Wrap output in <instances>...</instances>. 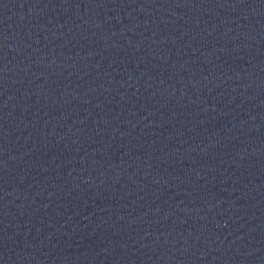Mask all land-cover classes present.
I'll use <instances>...</instances> for the list:
<instances>
[{
	"label": "water",
	"instance_id": "1",
	"mask_svg": "<svg viewBox=\"0 0 264 264\" xmlns=\"http://www.w3.org/2000/svg\"><path fill=\"white\" fill-rule=\"evenodd\" d=\"M0 264H264V122L146 151L0 165Z\"/></svg>",
	"mask_w": 264,
	"mask_h": 264
}]
</instances>
